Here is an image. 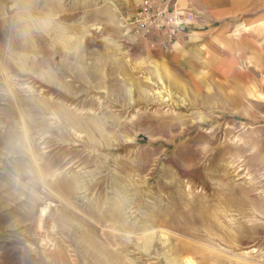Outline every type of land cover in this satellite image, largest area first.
I'll return each instance as SVG.
<instances>
[{
  "label": "rangeland",
  "instance_id": "1",
  "mask_svg": "<svg viewBox=\"0 0 264 264\" xmlns=\"http://www.w3.org/2000/svg\"><path fill=\"white\" fill-rule=\"evenodd\" d=\"M112 1L0 0V264H264L261 24Z\"/></svg>",
  "mask_w": 264,
  "mask_h": 264
},
{
  "label": "built area",
  "instance_id": "2",
  "mask_svg": "<svg viewBox=\"0 0 264 264\" xmlns=\"http://www.w3.org/2000/svg\"><path fill=\"white\" fill-rule=\"evenodd\" d=\"M197 19L192 0H139L127 21L136 38H155L171 43L188 35Z\"/></svg>",
  "mask_w": 264,
  "mask_h": 264
},
{
  "label": "crops",
  "instance_id": "3",
  "mask_svg": "<svg viewBox=\"0 0 264 264\" xmlns=\"http://www.w3.org/2000/svg\"><path fill=\"white\" fill-rule=\"evenodd\" d=\"M192 2L196 9L197 6L199 8H205L220 19H225L226 17L234 13L250 12L252 13V17L254 16V18L257 20L255 23L257 24V22H259V24H261V26H258L261 30L259 34L260 36L263 35L262 37H260L261 39L264 38V0H192ZM255 27L257 28V25ZM224 36L225 34H223L222 36L225 39L226 37ZM253 36L255 37V39H258V33H252V38ZM219 43L220 46L217 48L218 50L224 53L229 52L230 48L225 46L227 43L226 41H219ZM257 48L258 46L256 42L252 41V67H254L255 70L258 67L264 66V56L258 55ZM195 62H197V60ZM240 77L241 76H237L236 78L240 79Z\"/></svg>",
  "mask_w": 264,
  "mask_h": 264
},
{
  "label": "bare ground",
  "instance_id": "4",
  "mask_svg": "<svg viewBox=\"0 0 264 264\" xmlns=\"http://www.w3.org/2000/svg\"><path fill=\"white\" fill-rule=\"evenodd\" d=\"M103 3H113V1L112 0H101ZM160 81H161V83L163 84L164 83V81H163V78H161L160 79ZM175 83V82H174ZM159 92H161V90H159ZM63 110H65L66 111V114H65V118L63 119V123L65 124V125H72V126H78V123L76 122V119H75V116L74 115H71V113H69L68 111H67V109H66V107H64V105H63ZM105 124V123H104ZM104 124H103V126H104ZM105 127V126H104Z\"/></svg>",
  "mask_w": 264,
  "mask_h": 264
}]
</instances>
